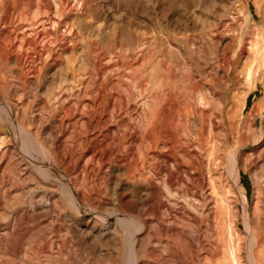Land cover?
<instances>
[{"label":"rangeland","instance_id":"obj_1","mask_svg":"<svg viewBox=\"0 0 264 264\" xmlns=\"http://www.w3.org/2000/svg\"><path fill=\"white\" fill-rule=\"evenodd\" d=\"M245 5L0 0V264H131L137 229L136 264H216L223 248L230 264L233 256L264 264V136L251 130L264 124V58L249 97L256 126L224 112L239 107L254 60L237 57L240 33L264 44V8L257 15L252 6L247 26ZM201 100L209 116L178 113ZM202 125L226 159L211 165L213 176L223 171L231 187L234 145L247 164L239 183L250 206L230 193L244 233L237 239L226 226L221 244L213 216L182 184L172 189L180 202L167 208L175 196L154 172L169 129L195 142ZM183 204L206 230L176 216Z\"/></svg>","mask_w":264,"mask_h":264},{"label":"bare ground","instance_id":"obj_2","mask_svg":"<svg viewBox=\"0 0 264 264\" xmlns=\"http://www.w3.org/2000/svg\"><path fill=\"white\" fill-rule=\"evenodd\" d=\"M245 3V8H248V10L246 11L244 20L245 24L248 26L250 23L252 24L253 19H256L252 6H256V13L258 15L264 8V1L245 0ZM253 25L254 24H252V26ZM225 55L227 57H225L224 63L226 65H229V63L231 62V57L227 55V52L225 53ZM237 57L254 59L253 61H250L252 63L246 70L245 82L248 84V86L242 91V100L239 103V107L236 108L233 104L226 107V105L224 104V107H226V109L224 108V112H226V115L229 116L228 118H231L233 116L238 118L240 121L248 120L251 126H256L258 103L255 102V99L250 100L249 97L252 92L259 89L258 79L261 70V61L260 63H258L257 59L258 57L264 58V44L260 46V41L258 37L257 39L247 40L245 37V33L242 30V33H240L238 37ZM236 78H238V75H236ZM184 105V108H180L178 110V113L181 116H186V118H188L191 115L194 116L196 112L202 113L205 116H209L207 111L205 110L203 100H201L199 106L196 103H191L190 101L184 102ZM251 130L255 131V135L258 139L264 136V124L259 127L256 126L255 129ZM197 133L199 140L193 142L187 139H183L181 136H178L174 130L169 129V131L165 134L162 139V146L160 147V149H158L156 153V156L158 159H160L161 163L159 169H155L154 172L155 174H163L165 184L168 187V191L176 197H174V199L168 197L164 204L167 206L168 209L173 211L170 202L178 204L180 201L176 196L177 192H173L172 189L175 186H178L179 188L180 185L178 184H182V186H184V189H186L185 191L187 195L192 196L191 204L194 205V207L199 204L202 207L201 212L204 215L213 216V222L217 229L216 231L218 235L219 244L223 242L226 226L228 227L229 233L231 232L235 238L241 239V234L244 233V230L241 227L240 219L237 217L238 215L236 214V205L234 204L236 202L234 200V196L233 199H231L232 197H230L231 192H235L236 190L239 192L241 191L243 193L242 195L244 196L246 207H249L251 204L248 194H244L246 193V188L244 187V185L239 183L240 173L243 167H245V165L247 166L246 162L244 163L242 159L240 153V146L234 145L233 154L231 153L232 156H230V160L233 161V165L235 168L234 173L232 172L233 183L230 187L227 185V183L223 181V171L218 172V177H215L212 174V164H214L215 166L223 167L226 163L224 155H221L217 152L218 147L216 139L211 135V131H209V136L205 134L204 125H202L197 130ZM205 145H207V148L205 147ZM149 146L151 147L152 144L149 143ZM98 150L99 146L96 145H93L89 149L93 157L101 154ZM145 162L146 160L144 161V163ZM148 177L149 176L147 175L146 178ZM232 195H234V193ZM174 211L176 210L174 209ZM177 215H182L187 218L193 219L194 221H196L199 228H203L204 230H206V228L208 227V224L204 223L202 217L196 215L190 208L187 207V205L183 204L180 208L179 214L178 212L176 213V216ZM176 216H174V220ZM246 223L249 224V222ZM245 226L249 228L248 231L252 235L255 234L253 227H250L248 225ZM175 228L179 230L177 226H175ZM139 233V229L135 230L134 235L131 239L130 253L133 259V262L131 264L137 263V258L135 255L138 241L137 238L139 236ZM251 249L253 248L251 247ZM248 251H250L249 248ZM231 256L229 255L228 250L223 248L221 256H219L216 264H230L229 262ZM233 260H235L236 264H240L235 256H233Z\"/></svg>","mask_w":264,"mask_h":264}]
</instances>
